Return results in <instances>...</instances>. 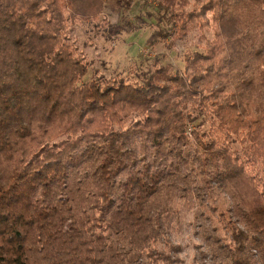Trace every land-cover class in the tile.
<instances>
[{"label":"trees","instance_id":"1","mask_svg":"<svg viewBox=\"0 0 264 264\" xmlns=\"http://www.w3.org/2000/svg\"><path fill=\"white\" fill-rule=\"evenodd\" d=\"M105 3L0 0V264H181L182 201L202 264H264V0L159 1L154 43L215 39L131 80L68 41Z\"/></svg>","mask_w":264,"mask_h":264},{"label":"rangeland","instance_id":"2","mask_svg":"<svg viewBox=\"0 0 264 264\" xmlns=\"http://www.w3.org/2000/svg\"><path fill=\"white\" fill-rule=\"evenodd\" d=\"M159 1L162 0H132L130 6L126 8L118 0H106L104 11L96 20L83 21L72 27L68 41L74 45L77 57L92 63L89 75L92 69H97L106 76L118 73L126 80H131L132 68L146 71L153 59L160 56H164L165 62L171 63L174 69L182 73L185 67L184 59L188 53L195 49L206 51L207 45L215 39L213 27L204 30L203 33L191 31L185 39L173 44L170 38L158 39L156 43L152 41L158 24L156 25L154 17L148 18L147 11L156 13ZM187 2L184 8L190 10L193 0ZM127 23L136 31L126 34L124 27ZM197 209L194 203L180 202L178 218L172 225L171 242L173 246L180 247L178 256L181 264L210 262L209 257L203 261L200 256V251L203 254L207 247L203 231L196 228L193 218ZM230 209V219L237 223V227L244 229L242 220L238 221L234 215V208L231 206ZM215 226L216 228L209 229L210 234L207 233L208 243L215 246L217 241L228 243L230 237L225 226L221 223H215ZM197 246L200 250L196 248Z\"/></svg>","mask_w":264,"mask_h":264}]
</instances>
